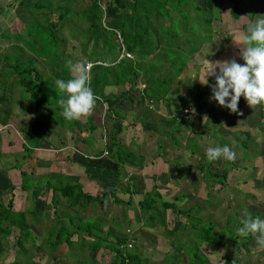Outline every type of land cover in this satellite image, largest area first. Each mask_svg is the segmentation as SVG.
Wrapping results in <instances>:
<instances>
[{
    "label": "rangeland",
    "instance_id": "obj_1",
    "mask_svg": "<svg viewBox=\"0 0 264 264\" xmlns=\"http://www.w3.org/2000/svg\"><path fill=\"white\" fill-rule=\"evenodd\" d=\"M163 1H169L170 4L168 5V7H170L173 11H170V13L168 14L166 11L161 10V16H169V19L165 21V25L170 24V27L173 28V31L176 32L174 33V36H171L173 39L172 42L168 43L169 50L176 51V53H185V55L188 56L187 60L190 61L189 63L185 64L186 68H184L181 75L178 78H174L170 82V95L172 97L177 95L185 97L187 95H194L196 91H205L206 94H209V96H205V94L203 95L205 97L203 98L202 106H199V108L195 105H191L196 109V115L192 119H189L188 117L186 119L185 116L184 118H179L180 121L175 122V124H169L168 126H166L164 122L169 121L172 117L171 110H174L172 103L170 104V106H168L165 100H163L159 103L147 102V104L145 105V100L142 97L141 92L139 93L140 102L138 101V103L131 101L122 103L121 101L123 111L118 107L117 108L126 114L124 121H127V123L133 122L136 126L135 129L133 128L129 130L130 136H127L130 138L132 136V133H134L139 135V139L142 140L141 136L144 135L145 139H143V142L146 139H148L149 141L148 143H144L141 147H136L134 144L127 143L129 150H127L128 148L126 149L125 147H122V151L125 153H131L130 151L132 149L136 150L138 148V150L140 149V153L144 154L149 162L156 161V166L154 167L153 165H149L146 170L141 171L138 174L139 176L137 175L138 179L143 178V174L148 175L150 171H156L157 176H160L164 167L158 166L159 159L163 161L164 158H167L171 161V164L172 162L174 163V165H172L173 169L170 168V170L173 171V174L176 173L175 176L178 174L175 179L176 182L182 181V183H180V185H178L176 189V191L178 190V192H180V194L178 195V199L182 196L181 194L187 193L188 195V198H186V200L183 199V202H177V205L180 209H185V207H189L192 204H194L195 206H193L194 211L191 212L193 221L191 222L192 218H190L189 222L190 224H192L180 227L178 231V233H180L174 234V237L170 241L172 247H174V255L177 254L178 250L182 249L181 251L189 256V261H187L185 257H182V262H198V264H203L205 263V259L207 258L211 264H223L220 258L224 254L225 248L215 246L216 238L210 237L211 242L210 244H207L198 242L199 239L196 237L199 236V234L202 235L203 230L207 229L206 225L211 222L210 226L212 228L214 227L213 232H219L221 229H226V231H224L226 237L223 238V242L231 252V256L238 259V264H264V249H260L257 246L255 238L252 237L248 241H245V239H242V237L237 235L239 220L242 218V215L245 211H256L259 213V216H264V110H262V107L260 106L250 108L247 105V107H243L241 106L242 101H239L238 110H244V112H246L244 120L241 121L240 119L233 117L228 109L221 108L214 100H210V97L212 95L211 87H208L209 85L205 87V85H202L199 81L203 79V60L205 57L209 61L213 62L231 60L235 58L237 63H243V60L240 58V45L243 43V36L246 32V25L249 24V19L246 15H241L238 19L233 18L231 16L232 14H230L231 9L235 1L237 3H240V6L245 5L246 7L251 6L252 8L253 6L259 5V7L263 9L264 4L262 3H264V0H212V7L210 9L208 8L209 6L204 4L202 0H180L181 2L183 1V5H180V7H186L182 12L179 10L176 11L175 7H177V5L172 4V0H137L136 3L138 6V12L140 11V15L142 16L148 13L147 10L151 12V14L155 13V10L157 8H162L164 4L162 3ZM102 5L104 6L105 3H103ZM132 5L133 2L132 0H130V10L132 8ZM195 6L199 8V12L195 11ZM87 11H90V6H88ZM246 11H248V9L243 10V14H245ZM128 12L130 13L132 11ZM263 14L264 10L261 12V15ZM209 15H211L213 19V26L211 27L213 30V33L211 34L212 40L211 42L202 43L204 39L203 36H206L208 34V31L205 30L204 25L201 27V24H203L202 20H205L206 16ZM75 16L83 17L84 15L83 12L80 11V14L76 13ZM256 16L252 18V21L256 19ZM69 18L70 22L72 23L71 30L69 31V37H73L75 39L83 38L82 35H78L80 31L76 29L75 18L71 15ZM26 20H30V17H27ZM57 27L59 28V25H57ZM186 28H188V33L185 32ZM191 29L198 30L199 40L201 38L200 34L202 35L204 33L201 39L202 44H200L199 48L196 50L195 48L190 47L185 41L189 34H191ZM193 33L195 34L194 31ZM116 36H118V34ZM159 37L162 38L163 36L159 35ZM161 44L162 43H160V45ZM26 48L27 46H25V49ZM161 48L155 50L154 53L157 54L160 50V53L165 56L164 51H167L168 53L169 50H162ZM15 52L20 53V49L9 48L5 51H2V53H0V56H9L8 60L11 62L10 59H12L11 63H13V57H11V55ZM66 54H72L74 58H76L77 56L81 58L82 53L78 49L74 50L69 48L68 46V48L66 49ZM171 57L172 55H170L172 64L178 61L173 60ZM129 58L132 59V56H130ZM24 61L27 62L23 59L20 60V62ZM72 62L75 64L77 63V60H74ZM36 64L38 63L36 62ZM155 64H157V68L160 66V64H164V66L168 68L170 62L169 60L166 61L165 57H158V59H155L154 57L150 59L147 57L145 59H139L137 61V66L141 65L142 71L143 69L150 70V67L154 68ZM179 64L180 62L177 65ZM0 67H3V65ZM217 71L219 70L217 69ZM47 75H49L48 72H46V74L44 75L45 79H47ZM54 77L57 78L56 76ZM137 83V87H140V89H142V87L144 86V81L142 79H137ZM208 84L214 85L215 78L208 77ZM128 89V86L113 87L108 91H110V93L112 94H118L122 91L127 90L126 92L129 93ZM108 91L106 89L107 93H109ZM0 94H2V92ZM14 94L17 95L16 92H13V95ZM18 100L19 99L17 96L13 98L12 102L9 101L10 103H12L10 104V106L6 100H3L2 103L0 102V120L5 121V118H7L8 121L12 120L11 122H14L13 113L19 110V107L15 106ZM189 101L190 103L194 104L193 96H190ZM211 107H214V109L218 112V116L221 122L216 129L221 137L212 136L213 131L210 127L211 123H209L208 128H200L201 124L206 120V118L204 119V117L207 115V112ZM21 110L22 109H20V111ZM125 110L127 112H125ZM101 113L103 117L101 118V120L102 122L105 121L104 123L108 122L109 124L114 123L115 125H120L122 122H124L123 120L121 121L113 118L112 120L111 114L107 113L104 109ZM135 115L136 117L138 116L141 118V120H139L140 118H138V123L135 120ZM86 119L88 120L90 118ZM47 121L48 118H41V124L39 125L41 126V128L43 126L42 130L47 128ZM143 122L145 124H142ZM260 122L263 123L260 124ZM56 124L57 126H59L58 123ZM71 124H73V121H69V126ZM84 124L85 121L79 123L78 127L80 129L82 128V130H86L87 126L85 128ZM27 126L28 125H26L25 127L22 126L21 128H15L17 130V133L12 129L11 131L13 134H9L8 130L0 128V205L7 208L9 200L12 199V210L15 211V213L11 214L14 216L13 220H16L17 226L23 223V229L25 230L23 231V236L25 235V237L24 239H22L25 242L22 243V246H19L17 244V238L21 233L19 227H14L10 236H7L6 232V235H4V232L0 231V264H12L13 262H18V264H97L94 263L95 261L91 256L93 255L91 253V249L93 246L92 242L80 239L79 241H74L76 243H72L70 242L71 239H68V235H65L63 233L62 240L68 239L67 243L65 241H62V245L56 247H51L49 245L50 242H53L56 239V236H53V234L55 233L56 235L58 231L64 230V222H70L71 220L74 226H76L75 229H77V225L79 224L86 225L93 222L96 223V218L99 216V214L98 212L93 211L95 213V217L88 219L81 214L76 215L74 214V212L66 211V209L63 207L64 210L59 208L57 210V213L53 214V217L50 216L51 218H49V215L51 214H47L45 217H42L40 215L35 206L36 203L31 194V190H45L44 186L47 181H51L57 187H59V183L61 181L62 185H79V183L82 182L77 173V170H79V168H76L77 164H75L76 162L72 159L75 151L69 152L68 150L63 155L59 154L53 161V163L50 164L51 166H49L48 163V161L52 159L51 156H49L48 154H41L40 156L44 157L43 160L45 161H36L34 158L36 151H34L33 153L34 156H30L31 152L29 154L20 152V147L18 145L19 143H15V151L8 150L6 152L7 147L6 145L4 146L7 141L6 139H12L14 134L19 137L22 136L26 132ZM30 126L32 127L33 125ZM34 126H36V128L40 127H38V125L36 124ZM109 127L110 126L106 125L107 130ZM177 127H179L180 129L179 133H176L174 131ZM198 129L201 131L199 132L200 135L197 132ZM96 130L95 133L93 132L95 137L91 138L88 143L95 145L98 143L101 130ZM247 130L251 132L253 141L259 148V152L261 154L258 157L255 156V150L252 151L251 148L244 150L242 148L243 146L241 147L240 142L244 140V133ZM156 131L159 132L157 133ZM160 131L162 133H160ZM102 135H104V133ZM128 137L124 138L126 142L128 141ZM220 138L223 140L222 142L220 141ZM103 142L104 141L102 140V143ZM174 145H176L177 147H175ZM218 145H228L229 147H231L236 153L235 161L228 162L221 158L214 162H209L206 158L207 148L215 147ZM250 146L251 145H249V147ZM51 148L52 147L48 145L45 149L54 154V151L50 150ZM76 150L79 152H76L75 154L81 157V159H85V157H82L81 155V152H83V147L81 146V150L79 147ZM87 153L91 152L87 151ZM131 154L135 155L134 153ZM167 155L169 156L166 157ZM134 158H136L135 161L140 162V165L142 167H145V165L147 164H144L142 158L138 159V157L135 156ZM89 160H93V157ZM71 161L73 163H69ZM105 162L108 164L105 163L104 166H110L113 169V166L108 159H105ZM164 162L166 163V161ZM245 164L248 167L245 169L241 168ZM200 165L203 168L202 171L200 169ZM174 166L176 169L175 171ZM41 167L43 169H41ZM20 168L23 171L27 172V176L25 178L26 181L24 180L25 193L22 192L20 190L21 188L19 187L22 179L19 175ZM50 168L51 170L53 169L57 172H63V174L65 175H63V179L60 181V177L58 175L51 174L52 172L49 173V177L39 178L44 171L47 172L46 170ZM122 168L125 169V166H122ZM208 168L212 172H220L223 168L230 169L229 175L227 176L225 182H223V185L225 184L224 186L211 181L209 179L210 174H207V177H203ZM70 178H72L71 181ZM157 179L162 180V178ZM165 182L166 181H164V183ZM98 186L101 187L100 184H98ZM148 186L149 191L146 192L147 195L151 194L154 191V186L151 183ZM143 187L144 185L142 183L138 185L139 194L141 196L144 191ZM158 187V189H160V195H163V197H165L166 199L169 197L168 199H172V201L175 200L174 198L177 194H174L171 191L172 189L162 186ZM43 195H45L44 200L40 199L42 202L39 200L40 202L38 201L37 203H40L41 205V207L39 206L38 209H43V214H45L46 211L53 212L50 204V192ZM121 197L122 200L119 199V201H116V203L118 204V210L116 206L113 209H115L116 215L120 217L119 219L122 222L120 220V223L114 221L113 227L117 224V228L119 227V229H123L127 224V222L125 221L130 220L131 217L135 220V222H137V220H139L140 218H142L143 222L151 221V216L154 213V204H151L150 210H148V212H142L141 210H139L138 212L137 199H135L131 195H122ZM126 200L129 202H126ZM85 201L86 200H81V204ZM99 201H101V199H99ZM44 202L47 203L45 207ZM87 202L88 201H86V203ZM89 203L92 204L93 202ZM94 206L95 205H89V207L91 208H93ZM2 210L3 209L0 208V211ZM76 212H78V210ZM182 212L183 213H181V215L178 217V222H180L181 225L187 223L186 217L188 214L185 210ZM159 214L160 213L155 215V219L158 218ZM199 216H201L204 222L202 221L201 225L197 223L194 227L193 224L196 221L195 217L199 218ZM209 217L212 218L211 221ZM40 218H44V225H41ZM81 218V223H79L78 219ZM261 218L264 219V217ZM23 219L25 220L24 222ZM0 221V225L4 226L5 223L1 219ZM45 221L47 224H49L48 227L51 226L49 227L51 229L47 231V234L45 229ZM168 222L172 224L171 228L174 227L173 219L170 218ZM181 225H178V227ZM68 227L72 228L71 226ZM66 230L68 233V228H66ZM95 231L98 233V236L104 238L105 240L107 236L105 232L96 229ZM95 231L93 230L94 237L96 236ZM189 233H191V236L188 235ZM209 234L211 235L210 232ZM231 237L233 240L235 238V241L236 243H239V246H235L232 241H229ZM191 239L192 241H190ZM83 243L86 244V246H88L90 250L86 249V251H84ZM39 245L41 246L40 249L39 247H37ZM164 245L167 246V239ZM134 246V250L136 252H139L143 248L141 242L138 239L136 240ZM160 247V249L162 250V245ZM22 249H24V251ZM198 249L202 251L206 258L204 256L199 257ZM89 254L91 255L88 256ZM177 255L181 256L179 255V253ZM165 259L166 260L164 262L166 264H169L170 262H172L173 257L171 255H167L165 256Z\"/></svg>",
    "mask_w": 264,
    "mask_h": 264
},
{
    "label": "trees",
    "instance_id": "obj_2",
    "mask_svg": "<svg viewBox=\"0 0 264 264\" xmlns=\"http://www.w3.org/2000/svg\"><path fill=\"white\" fill-rule=\"evenodd\" d=\"M136 1L137 0H132L133 7L130 10V0H91L90 12L88 14H84V17H82L81 21L86 22L88 24V28L86 34L85 35L82 34V37L84 38L83 43H81L82 58H80L78 62L80 61V62L92 64L90 68L91 86L95 94L98 97H100V99L96 101L95 109L93 110L91 115L84 117L80 120H74L73 124H71L70 126H69V121L65 120L61 114L62 109L58 105V100L60 99L61 94L57 92L54 83L55 80L57 79L66 80L70 78V73L68 71V68L66 67V62L69 61V56L65 54L66 46H67L66 39L63 38L61 34L59 35L54 33V31L57 29V25H59V22H62L64 18L69 17V14L65 13L63 15H60L59 19L55 20V23H53V21H49L43 25L38 18H32L33 19L32 24L28 25L30 27H28L29 31L26 33V35H19L16 38L18 41L24 44V47L27 46V48L26 49L20 47L17 48L20 49V53L15 52L11 55V57H13V63H11L12 59H10L11 62L8 60L9 56L6 55L4 57L0 56V60L4 62L3 67H0V74H2L0 84L3 85L8 81H10L11 85L16 90L20 91L22 98L27 100L29 103L33 104L35 107V118L32 124L33 126L27 127L26 133L24 134L23 137V142H21L20 144L21 146V148H19L20 152H25L26 154H29L39 146L41 140L40 138L41 131L43 128V126L41 128L39 124H41L40 123L41 118L45 117L48 118V121L46 123V126L48 128L58 123L62 129L68 131L71 138L73 139L76 138L78 139L79 142L85 143L86 145L90 144L88 143V141L91 138L95 137L94 133L96 129L101 130L98 142L99 143L101 142V144H103L101 141L103 140L102 134L106 132V138L108 140L105 145L108 149L107 151L108 155L115 160V164H114L115 171L119 173V169H121L122 166L140 170L142 169V166L139 165V161H135L136 158H134V156L135 157L138 156L133 155L129 152L128 153L123 152L122 146L118 141V135L123 133V126L120 125L116 127V125H111L108 122L106 123H104L105 121L102 122L101 120V118H103L101 113L102 110L104 109L107 113H110L112 116L111 119L113 118L116 120L124 121L126 114L120 111L119 109H117L116 106L119 105L121 101H125L128 99L131 102H135V103H138V101L140 102L139 93L141 92L142 97L145 100L144 101L145 104H147V102L159 103L165 100L168 106H170L171 103L174 105V110H171L172 112L171 119L167 122H164L166 126H168L169 124L173 125L175 124V122L180 121L179 115L182 113L183 109L189 107L190 105H195L198 108L199 106H202L203 98L205 96H209V94H206L205 91H196L194 95H187L185 97L180 95L172 97L170 95V91H171L170 82L174 78H178L181 75L184 68H186L185 64L189 63L190 61L187 60L188 56L185 55V53L183 52L176 53V51H171L169 50V48L164 49V50H169L168 53L167 51H164L165 56L162 53H160V50L159 53L157 54L154 53L155 50L159 49V48L157 49L156 47L159 44V41L163 40L162 38L166 39L164 43H166V41H168L169 43L172 41V40L169 41L168 36L169 37L174 36L173 33H175V31H173V28L171 27H167V29L163 27L157 28L155 31V39L153 41L151 40L148 41V38H150L151 36L150 33L149 35H147L146 33H141L137 30L132 29L133 21L136 22L138 21L137 19H139L141 22H146L149 18L148 16L150 15V13H146L147 16L137 15L136 12H138V6ZM172 1H171L172 4L177 5V7H175L176 11L179 10L182 12L184 8H186V7L184 8L180 7V5H183L182 4L183 1L182 2L180 0H172ZM202 1L204 2V4L209 6L208 7L209 9L212 7V0H202ZM101 2H105L106 5L104 11L105 14L104 22H102L103 12L100 5ZM162 3H164L162 8H157L155 12L158 17L160 16L163 18V20L167 21L169 19L168 18L169 16L168 15H166L165 17L161 16L162 15L161 10L166 11L168 14L170 13V11L172 12L173 10H171L170 7L167 8L168 5L170 4L169 1H163ZM240 5H241L240 3H237L235 1V3L232 6L230 14H232L231 16L235 19H238L241 15H246L247 18L249 19V23L252 22L253 20L252 18H254V16H256L257 14L261 15V12L264 10V8L261 9L259 5L253 6L252 7L253 9L251 8V6L246 7L245 5L242 6ZM194 9L197 12L200 11L197 6H195ZM245 9H248V11H246L245 14H243V10ZM128 11H132L131 14ZM76 21L79 22V20ZM202 21L203 24H201V27L204 25L205 30L208 31V34L206 36H203L204 33L202 35L200 34L201 36L200 42L202 36L204 38L202 43L211 42L212 40L211 34L213 33L211 27L213 26L212 25L213 19L211 15H209L206 16L205 20ZM34 23L35 25H33ZM185 32L188 33V28L185 29ZM116 33L119 34V36L122 38V41H120L117 38ZM159 35H162L163 37L160 38ZM198 37L199 34L198 36H194V34L192 35L189 34V36L187 37V43L192 42V44L189 46H194L193 44H195V40ZM123 52L132 56V59L123 55ZM170 55H172L171 58L173 60H178V61L172 64L170 60ZM147 57L150 59L153 57L155 59H158V57H165V60L166 61L169 60L170 62V65L168 66L169 69L166 68L164 64L163 65L160 64V66L157 68L156 67L157 64H155L154 68L150 67V70L143 69L142 71L141 70L142 66L141 65L137 66V61L139 59L141 60ZM22 59L26 60L27 62L25 61H24L25 63L20 62V60ZM36 62L38 64H36ZM179 62L180 64L177 65ZM46 72L49 73V75L46 76L47 79H45L44 76ZM54 76H56L57 78H55ZM137 79H142L144 81V87H142V89H140V87H137L138 84ZM2 81L3 84L1 83ZM208 85H209L208 87L212 86L210 84ZM124 86L129 87L128 90L130 95L129 93L126 92L127 90L122 91L115 95L105 92L107 88L124 87ZM204 94L205 96H203ZM190 96H193L194 104L190 103L189 101ZM3 100L5 101V98L1 96L0 102L2 103ZM240 102H241V106L247 107V103L243 97H241ZM262 110H264V107H262ZM239 113L241 114L230 112V114L233 117L243 121L246 112H244L243 110V111H239ZM206 117H207L206 120L201 124L200 128L201 129L208 128L209 123H211L210 127L213 131L212 136L219 137L220 134L218 133L216 128L220 125L221 121L219 119L218 112L214 109V107H211L208 110ZM86 118H90V119L87 120ZM138 118L140 117L137 116L136 121L138 120ZM139 120H141V118ZM84 121H85L84 124L85 128L87 126L86 130H82V128L80 129L78 127V124ZM4 123L5 121L3 122V124ZM261 123L263 122H260V124ZM35 124L38 125V127L39 126L40 127L36 128V126H34ZM142 124L145 123L143 122ZM106 125L110 126L108 130L106 129ZM127 125H128L127 127H131V128L135 126L133 122H131L130 124L128 123ZM179 127H177L174 130L176 133L180 132ZM197 132L200 135L199 132L201 131L199 129L197 130ZM160 133L162 132L160 131ZM244 135H245L244 140L240 142L241 147L243 146L242 148L244 150L251 148L252 151L255 150L256 157L260 156L261 153L259 152V148L257 144L253 141L251 132L247 130L245 131ZM220 141L222 142L223 140L220 138ZM248 144L251 146L249 147ZM5 145L7 149H10L8 148L7 142L4 144V146ZM74 157H75V153L72 158ZM138 159L140 158L138 157ZM247 167L248 166L245 164L241 168L245 169ZM200 169L201 171L203 170L201 165H200ZM235 169H239V168H235ZM229 172H230L229 168L227 169L223 168L221 169L220 172H212L208 168L207 171L205 172V175H203V177L204 176L207 177V174H210L209 179L211 181L220 184L221 186H224L225 184L223 185V182H225L227 176L229 175ZM51 174L58 175L61 181V177H62L61 172L55 171L52 172ZM19 175L22 178L19 187L21 188L20 190L25 193L24 180L27 176V172L23 171L20 168ZM49 175L50 174L47 173L44 174L43 177L44 178L49 177ZM155 179L156 177H153V180ZM44 187L45 190H41V189L31 190L32 192L31 194L36 203L35 206L37 205L41 197H43V194H45L49 189L52 190V197L50 200V204L53 205L54 207H56V204L58 203V198L56 197L58 195L60 196L61 199H63V201L69 203L70 207H74L76 205H79L81 203V200H86L88 201L87 203L97 202L99 199H101L103 195L106 194V193H101V197L88 195L82 192L81 187L79 185L76 184L62 185L61 182L59 183V187H57L51 181H47ZM129 195L131 194L129 193ZM148 195L146 194L143 200L139 202V208L142 212L144 211L148 212V210H150L151 204H154V213L151 216V222L155 221V215L158 214L159 212H165L167 210H171L173 214H177V217H179L180 214L183 213L182 211L185 210L188 213L186 217V222H187L186 226L192 224V223L190 224L189 222H190V218H192L191 222L193 221L191 212L194 211L195 206L181 210L176 206L174 202L164 201L162 199V196L156 191L155 188L154 191ZM12 202H13L12 199L9 200L7 208L0 205V208L3 209L2 211H0V219L5 223L4 226L0 225V231L4 232V235H6L5 234L6 232L7 236H10L13 228L19 227L21 233L17 238V244L19 246H22V243L25 242L22 240L25 237V235L23 236V231L25 230L23 229V223L17 226L16 220L15 221L13 220L14 216L11 214L15 213V211L12 210V204H13ZM251 213L253 216H259V213L256 211H253ZM260 217H264V216H260ZM195 218L196 221L193 224L194 227L197 223L201 225L202 221L204 222L201 216H199V218L197 217ZM209 218L211 221L212 218L211 217ZM24 221L25 220L23 219V222ZM176 224L180 225V222L177 221ZM210 224L211 222L208 223V225H206L207 229L203 230L202 233L203 236L200 234L199 236H196L199 239L198 242L210 244L211 242L210 237H214L216 238L215 246H218L220 248L227 247L223 242V238L226 237L224 233L226 229L225 230L221 229L219 232L217 231L213 232L214 227L212 228ZM240 226L241 225L239 220V227ZM63 228H65V226H63ZM65 229L60 231L59 234H57L58 236L56 235L55 241L49 243L51 247H56L59 244H62V241H65L67 243L68 239L62 240L63 233L67 235V231ZM176 232L178 231L176 230ZM209 232L211 233V235L209 234ZM174 234H175L174 231H170L169 233V235L171 236H173ZM251 238L252 236L242 237V239H245V241H248ZM231 239L232 237L229 239V241H232V243L235 246L236 245L239 246V243H236L235 238L234 240ZM98 242L99 241L96 240V242L92 243L93 244L92 247L94 246L99 247L98 245L100 243L98 244ZM123 244H125L124 240L120 238H116L115 242L109 244V251L110 252L112 251L113 254L115 255L117 264H124L126 260L131 262L132 264H140L139 260H137L136 258L137 256L133 255L131 250L126 252H122L120 250V246ZM37 247H39V249L41 248L40 245ZM22 250L24 251V249ZM198 251H199V257L201 256L205 257V255L202 253L200 249H198ZM220 259L222 260L223 264H238L239 262L237 258L231 256V252L229 251V249H226L224 251V254ZM205 260L206 261L203 264H211L207 258ZM12 264H18V262H13ZM190 264H198V262L190 263Z\"/></svg>",
    "mask_w": 264,
    "mask_h": 264
},
{
    "label": "crops",
    "instance_id": "obj_3",
    "mask_svg": "<svg viewBox=\"0 0 264 264\" xmlns=\"http://www.w3.org/2000/svg\"><path fill=\"white\" fill-rule=\"evenodd\" d=\"M90 3H91V0H0V53H2V51H5L9 48L13 49V48L20 47V48L25 49L24 44L21 43L20 41H18L16 38L19 35H26V33L29 31L28 27H30L28 25L32 24V20H33L32 18H38L39 21H41V23L43 25L49 21H53V23H55V20L59 19L60 15L68 13L69 17L71 15L72 17L75 18V22H78L76 20H79V22L76 23V29L78 31H80L78 33V35H82V34L85 35L87 28H88V24L84 21H81V19H82L81 16L76 17L75 15H76V13L80 14V11L83 12V15L88 14L90 11H87V9H88V6H90ZM103 3H105V2H103ZM132 7H133V5H132ZM105 8H106V5L101 7L102 12H103L102 22H104ZM167 8H169V7H167ZM147 12L150 13L148 20L146 22H141L139 19H137L138 21H136V22L133 21L132 22V25H133L132 29L137 30L141 33H146L147 35H149V33H150L151 36H150V38H148V41H150V40L153 41L155 39L156 29L159 27H163V28L167 29V27H170V24L165 25L166 20H163V18L160 16L158 17L156 15V12L152 13V14L148 10H147ZM136 13H137V15L141 16L140 11L136 12ZM130 14H131V12H130ZM27 17H30L31 20H26ZM69 17L64 18V20L62 22H59V28L57 27V29L54 31V33L59 34V35L61 34L63 36V38L66 39V45H67L66 49L69 46V48L74 49V50L78 49L81 52V45H82L81 43H83L84 39L83 38L75 39L73 37H69V31L71 30V24H72L69 20L70 19ZM47 19H48V21H47ZM33 25H35V23ZM10 30H12V31H10ZM193 31L195 32V34L193 33ZM192 33L194 34V36H197L199 34L198 30H192L191 29V34ZM173 35H174V33H173ZM168 38H169V41L173 40L172 37L168 36ZM165 40L166 39L159 41V44L157 45L156 48L158 49V48H161L162 46H163L161 48L162 50L169 48L168 47L169 42L166 41V43H164ZM185 41L187 42V39ZM190 41H192V40H190ZM160 43H162L163 45L162 44L160 45ZM191 44H192V42L189 43L188 45H191ZM200 44H202V43L200 42L199 37H198L195 40V44H193L194 46H190V47H193L196 50L199 48ZM65 54H66V51H65ZM67 56H69V60H71V61L77 60V62H78V60L80 59L78 56L76 58H74L72 56V54H69ZM81 58H82V54H81ZM2 65H4V63L0 60V66H2ZM1 78H2V74H0V81H1ZM1 83L3 84V81ZM109 89L110 88H107V91ZM1 92H2V94H0V97L2 96L3 98H5V100L9 103V106H10V104H12L9 101L12 102V99L17 96L19 100L15 106L19 107V110L18 111L13 110V111H15V113H13L14 114V117H13L14 122H11L12 120L8 121L7 118H5V123L3 124L4 121L0 120V123H1L0 128L1 129L4 128L5 130H8L9 134H11L12 129L15 130L17 133V130L15 128H21L22 126L25 127L26 125H28L27 127H29L30 125H32L34 122V118H35V107H34V105L29 103L25 99L22 100L23 98H22L20 91L16 90L11 85L10 81H8L7 83H5L3 85H0V93ZM13 92H16L17 95L16 94L13 95ZM105 92H106V90H105ZM108 92L110 94V91H108ZM113 95H115V94H113ZM127 101H130V100L122 101V103L127 102ZM122 103H119V105H117L116 108L118 107L119 109H121L123 111ZM173 108H174V105H173ZM20 109H22V110L20 111ZM32 109H33V111H32ZM146 109H144V110H146ZM125 112H127V111L125 110ZM135 117H136V115H135ZM136 118H135V120H136ZM113 122H115V121H113ZM130 123L131 122H129V124ZM127 124H128L127 121H124V122H122V124H120L123 126V133L118 135V141L122 147H125L127 149L128 148L127 143L134 144L136 147L137 146L141 147L144 143L149 142L148 139H146L143 142V139H145L144 135L141 136L142 137V140H141L138 137L139 135L134 134L132 132H131L132 136L129 138L128 137V136H130L129 130H131L133 128L135 129L136 126L131 128V127H127L128 126ZM111 125H115V124L111 123ZM120 125H116V127H118ZM124 125H126L127 128ZM24 134L20 137L17 136L16 134H14L12 139H6L7 140L6 142L8 144V148H10V149H7L6 152L8 150L15 151V149H16L15 143H19L18 145L21 148L20 144H21V142H23ZM126 137H128L127 142L124 139ZM40 138H41V140H40L39 146L31 152L30 156H34L33 153H34V151H36V154L34 157L35 160L40 161V162H44L45 161V160H43L44 157H42L40 155L41 154H48L49 156L52 157V159L50 161H48L49 166H51L50 164L53 163V161L56 159V157L59 154L63 155L68 150H69V152L75 151L74 153L79 152L76 149L79 147L81 150V146H82L84 153L81 152V155H82V157H85V159H83V158L81 159V157L77 156L76 154H75V157L72 158L73 161L76 162L75 164H77L76 168H79V170H77V173H78V176L80 177L81 182H82V183H79V186L81 187L82 192H84L85 194H88V195L100 196V197H101V193H106L105 195H103L101 197V201L98 200L96 203L94 202L92 204L86 203V201H85V202H82V204L80 203L81 205L79 204L78 206L76 205L74 207H70L69 203L63 201V199H61L60 196L58 195V196H56L58 198V203L56 204V207L51 205L53 212L52 211H46L45 214H43V209H38L39 206L41 207L40 203L36 205V208H37L38 212L40 213V215L42 217L43 216L45 217L47 214H51V215H49V218H51L50 216L53 217V214H56L57 210L59 208L64 210L63 207L66 209V211L74 212V214H76V215L81 214L85 218H88V219L95 217L94 216L95 213L93 211L98 212L99 216L96 218V223L93 222L91 224H86V225H80L79 224V225H77V229H75L76 226H74V224L71 222V220H70V222L66 221L63 223V226H65V228H68V230H69L67 235L69 237L68 239H71L70 242L76 243L74 241H79L80 239H82L84 241L92 242V243L96 242V240L99 241L98 242V244L100 243L98 245L99 247L94 246L91 249V253L93 255H91V254L88 255V256L91 255L93 257V259L95 261L94 263H97V264L98 263L99 264H117L116 259H115V255L113 254L112 251L111 252L109 251V244L115 242L116 238H120V239L124 240V243H126L128 240L133 242L132 253H133V255L137 256L136 258H137V260H139L140 264H166L164 261L166 260L165 256H167V255H171L173 257L172 262H170L169 264H190L189 262H182L181 261L182 257H185L187 259V261H189V256L186 253L182 252L181 249L178 250V252H177V254L179 253V255H181V256H178L177 254L174 255V247H172V244L170 243V241L172 240V238L174 236L169 235V233H170V231H174L175 234H179L180 232L178 233V232H176V230L179 231L180 227H182L186 224L181 225V223H180L181 226L178 227V225L176 224V222L179 221L177 214H173L171 210H167L165 212H159L160 214L158 215V218L152 222L151 221L150 222H146V221L143 222L142 218H140L139 220H137V222H135V220L132 219V217L130 216L131 217L130 220L125 221V222H127V224L125 225V227L123 229H119V227L117 228V226H116L117 224L113 227L114 221H116L117 223H120V221H121L119 219L120 217L118 215H116L115 209H113L116 206L117 210H118V204L116 203V201H119V199L122 200V197H121L122 195H129V193H130L131 196H133L135 199H137L138 212H139V210H140L139 202L143 200L146 192L149 191L148 185L150 183L154 186V188L156 189V191L159 194H161V193H160V189H158L159 188L158 186H162L165 188L172 189L171 191L174 194H177V195H175V198H174L175 200L172 201V199H168L169 197L166 199L165 197H163V195H161L162 199L164 201H167V202H174L176 204V206L179 208V206L177 205V202H180L183 199L186 200V198H188V195H187V193L181 194L182 196L180 195L181 197L178 199V195L180 194V192H178V190L176 191V189H177V186L180 185V183H182V181L176 182L175 179H176L177 175L175 176L176 173L173 174V171L170 170V168L173 169V167H172V165H174L173 162L171 164V161L168 160L167 158H164L163 161L159 159L158 166L164 167L162 169V173L160 174V176L159 175L157 176L156 171H150L148 175L143 174L142 175L143 178L138 179L137 175L141 171L146 170V168H148L149 165H153L155 167L156 161L155 162H151V161L149 162V160L145 157V155L140 153V149L139 150H138V148L136 150L132 149L130 152L134 153L139 158H142V160L144 161V164H146V163L147 164L145 165V167H142V169H140V170H137L135 168L125 167V169H123V168L119 169V173H117L115 171V168H114L115 160L113 158H111L108 154L104 155V152L108 151V149L105 145L107 140H108L106 138V132H104V135H103V141H104L103 144H101V142L100 143L98 142L96 145L95 144L86 145L85 143L79 142L78 139H76V138H74V139L71 138L68 131H65L61 127L57 126V124L56 125L54 124L50 128L47 127L46 129L42 130ZM57 143H59V144H57ZM176 144H177V142H176ZM48 145H50L52 147L50 150L54 151V154L50 153L49 151H47L45 149V148H47ZM104 146H105V148H104ZM174 146L177 147L176 145H174ZM127 150H129V148ZM87 151H90L91 153H87ZM69 155H70V153H69ZM155 155H156V151H155ZM168 156L169 155H167L166 157H168ZM92 157H95L96 159L94 161L89 160ZM105 159H108L111 162L113 169L110 166L109 167L104 166L106 163ZM164 161H166V163ZM69 163H73V162L71 161ZM106 164H108V163H106ZM139 165H140V162H139ZM96 167H98L99 169ZM41 169H43V168L41 167ZM175 170L176 169L174 166V171ZM46 171L47 172L44 171L40 175L39 178H43L44 174L55 172V170H53V169L51 170V168L46 170ZM61 174H62V177H61V180H62L64 174H63V172ZM153 177H156V179L162 178V180L161 179L160 180L159 179L153 180ZM71 179L72 178H70V181H71ZM164 181H166V182L164 183ZM171 182H173V183H171ZM141 183L144 185V187H143L144 191L142 193V196L139 194V190H138V185H140ZM98 184H100L101 187H99ZM48 192H50V200H51L52 190L49 189V190H47L46 193H48ZM44 198H45V195H43L41 200L42 199L44 200ZM126 202H129V201L126 200ZM46 204L47 203L44 204V207L46 206ZM89 205H95V206L93 208H91V207H89ZM193 206H194V204L190 205L189 207H193ZM42 207H43V205H42ZM189 207H185V208H189ZM77 210H78V212H76ZM170 218L173 219L174 227H172V228H171L172 224L168 222V220H170ZM40 219H41V225H44V218L43 219L40 218ZM81 220H82V218L78 219V222L81 223ZM45 225H46L45 229H46V234H47V231L49 229H51V228H49L51 226L48 227L49 224H47L46 221H45ZM176 225H177V227H176ZM68 226H71L72 228H69ZM95 229L106 233L107 236H106L105 240H104V238H101L100 236H98V233L95 231ZM93 230L96 232L95 237L93 236L94 235ZM59 232L60 231H58L57 234H59ZM46 234H45V236H46ZM56 235H55V233L53 234V236H56ZM188 235L191 236V233H189ZM137 239L141 242V244L143 246V248L139 252H136L134 250L135 249L134 244H135ZM166 239H167V246L164 245ZM60 245H62V244H59L58 246H60ZM161 245H162V250L160 249ZM83 247H84V251H86V249L90 250L89 247L86 246V244H84V243H83ZM226 249H228V248L225 247V250ZM161 258H162V261H161Z\"/></svg>",
    "mask_w": 264,
    "mask_h": 264
},
{
    "label": "clouds",
    "instance_id": "obj_4",
    "mask_svg": "<svg viewBox=\"0 0 264 264\" xmlns=\"http://www.w3.org/2000/svg\"><path fill=\"white\" fill-rule=\"evenodd\" d=\"M240 58L243 64L237 63L235 58L213 62L205 57L203 79L199 80L202 85L208 86V77H214L215 84L211 86L210 100L236 114H241L238 111L241 97L250 108L264 107V15H257L256 19L247 25L243 43L240 45ZM66 67L70 78L57 79L54 82L57 92L61 94L58 105L65 120H80L92 114L100 97L95 94L91 86V74L87 63L74 64L69 60L66 62ZM185 109H188L185 110L186 113H191L189 119L196 115V109L191 105ZM206 158L209 162L221 158L234 162L236 153L228 145H218L207 148ZM240 225L237 235L254 237L257 246L264 249V219L253 216L250 211H245L240 219Z\"/></svg>",
    "mask_w": 264,
    "mask_h": 264
},
{
    "label": "built area",
    "instance_id": "obj_5",
    "mask_svg": "<svg viewBox=\"0 0 264 264\" xmlns=\"http://www.w3.org/2000/svg\"><path fill=\"white\" fill-rule=\"evenodd\" d=\"M102 4H103V2L100 3L101 7H103ZM117 34H118V33H117ZM117 38H118L120 41H122V39H121V37L119 36V34H118ZM123 55H125L126 57H130V55L127 54V53H125V52H123ZM87 64L89 65V69H90L91 66H92V64H91V63H87ZM97 64H99V63H97ZM103 65H104V64H103ZM188 109H191V108H188ZM188 109H184V110H183V112L180 114V118H184L185 116H186V118L189 117V115H190L191 113H190V112L186 113V111H185V110H188ZM107 154H108V153L105 151V152H104V155H107ZM95 159H96V158L93 157V160H95ZM132 249H133V242L130 241V240H128L125 244H123V245L120 246V250H121L122 252L130 251V250H132ZM124 264H132V263L126 260Z\"/></svg>",
    "mask_w": 264,
    "mask_h": 264
}]
</instances>
